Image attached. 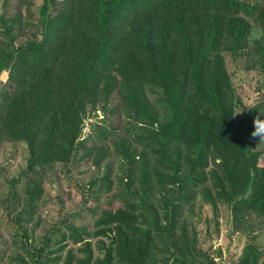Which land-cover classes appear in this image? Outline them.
<instances>
[{
    "label": "trees",
    "instance_id": "16d2710c",
    "mask_svg": "<svg viewBox=\"0 0 264 264\" xmlns=\"http://www.w3.org/2000/svg\"><path fill=\"white\" fill-rule=\"evenodd\" d=\"M38 9L35 21L21 7L0 14V139L29 153L1 198L19 208L1 244L39 211L60 166L71 172L88 157L101 168L114 153L119 204L106 201L91 226L61 218L38 246L22 228L24 252L37 264L61 261L70 244L63 264H218L198 246L202 208L227 204L234 230L246 233L264 217V140L250 135L264 98L243 106L227 67L247 60L264 70V0H42ZM98 110L103 123L83 138ZM110 170L79 185L84 201L97 185L113 191ZM262 254L250 242L235 264H259Z\"/></svg>",
    "mask_w": 264,
    "mask_h": 264
},
{
    "label": "rangeland",
    "instance_id": "374dc122",
    "mask_svg": "<svg viewBox=\"0 0 264 264\" xmlns=\"http://www.w3.org/2000/svg\"><path fill=\"white\" fill-rule=\"evenodd\" d=\"M41 3L42 0H21L19 5V0H0V14L4 11L8 14H12L15 11L19 12V7H21L22 17L26 18L27 15H30L29 19L35 21L38 19V7ZM1 31L2 25L0 23ZM260 35L261 31L258 28H254L252 37L257 38ZM250 64L247 60L234 62L228 59L227 61L228 70L243 106L252 105L260 98H264V70L252 68ZM7 82L8 70H5L0 76V90L7 85ZM117 103L118 100L113 94L111 106L117 105ZM117 116L119 117L117 113L113 116L111 115L110 120L116 127H119L120 120ZM103 117H105V113L101 110L97 112L89 111L85 118L82 137L88 138V136H91L93 123L102 124ZM95 142L94 138H90L88 146L95 144ZM258 148L262 150L259 164L264 166V142L261 145L259 144ZM28 156V149L24 143L0 139V239L7 240L10 238L12 225L8 221V217L15 215L19 210V208L17 210L14 209L11 201L5 206L1 202V198L9 192V180L18 177L26 167ZM107 164L111 167L109 176L113 181V191H108L97 185L94 187V190H96L94 194L84 201L79 185H83L84 189L88 188V181L91 178L104 175ZM71 169L72 171L68 172L67 168L59 167L53 174L52 179L45 183V198L39 211H35L32 218L29 221L27 220L24 225L17 227L18 229L15 228L14 240L12 238L11 243L3 245L0 242V250L3 247V250L7 248V251H0H3L1 255L6 254L4 259L0 258V264H37L33 257L29 256L21 248L22 241L25 240L22 228H28L30 240L35 241V245L38 246L43 242L44 235L53 227L54 222L63 217H70L75 223L91 226L94 218L102 211L106 201L113 199V192L120 190V187H124L120 182L123 168L114 153L106 157L101 168L94 165L92 159L87 157L80 163H76ZM18 187L21 186L19 185ZM21 190L23 189L21 188ZM118 204L119 202L114 200V205L117 206ZM200 204H202V200L198 197L195 206L200 209ZM8 206L10 207L8 208ZM91 207L96 211V214L92 215ZM202 217L201 221L196 222L195 228L199 231L198 246L204 253H208H206L207 257L203 259L208 258L218 264H235L240 259L246 245L252 242L262 251L263 254L259 259V264H264V217L250 219L254 227L252 229L248 228L247 233L234 230L232 210L227 204H219L216 211L211 206L206 205L202 208ZM217 222L219 223V233L216 228ZM104 240L107 243L109 242L106 238ZM71 246L73 245L66 246L62 252L63 259ZM93 248L97 255L101 253L96 239L93 240ZM18 252H20V256L17 258ZM166 252H168V255L170 254L169 251ZM11 255L13 256V261L10 259ZM62 260L50 264H63Z\"/></svg>",
    "mask_w": 264,
    "mask_h": 264
},
{
    "label": "clouds",
    "instance_id": "9594fccd",
    "mask_svg": "<svg viewBox=\"0 0 264 264\" xmlns=\"http://www.w3.org/2000/svg\"><path fill=\"white\" fill-rule=\"evenodd\" d=\"M252 123L253 129L250 133L251 137L258 138V140H264V111L258 109V114L253 117Z\"/></svg>",
    "mask_w": 264,
    "mask_h": 264
}]
</instances>
